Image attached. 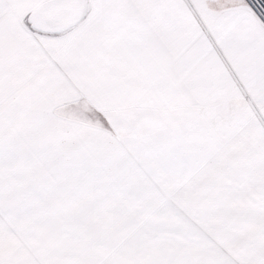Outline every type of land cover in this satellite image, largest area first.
<instances>
[{
	"label": "snow or ice",
	"instance_id": "snow-or-ice-1",
	"mask_svg": "<svg viewBox=\"0 0 264 264\" xmlns=\"http://www.w3.org/2000/svg\"><path fill=\"white\" fill-rule=\"evenodd\" d=\"M0 264H264V0H0Z\"/></svg>",
	"mask_w": 264,
	"mask_h": 264
}]
</instances>
